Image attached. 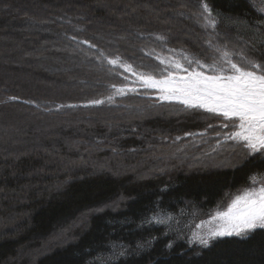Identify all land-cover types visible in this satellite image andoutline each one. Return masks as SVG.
I'll return each mask as SVG.
<instances>
[{
    "label": "rangeland",
    "instance_id": "1",
    "mask_svg": "<svg viewBox=\"0 0 264 264\" xmlns=\"http://www.w3.org/2000/svg\"><path fill=\"white\" fill-rule=\"evenodd\" d=\"M205 2L217 21L215 29L205 26L206 22L201 15V5ZM255 2L264 10V0ZM263 24L255 26L249 23L254 34L240 33L239 23L217 16L208 0H0V67L11 69L0 74L1 150L12 152V155L15 151L17 155L27 149V141L30 142L32 137L43 140L52 138V130L59 128L62 136L68 137V140L63 138L60 145L69 148L75 158L64 159L55 150L53 156L56 162L60 160L66 171L65 176L61 180L57 179L54 187H51L54 191L61 190L63 180L68 183L66 180L77 179L73 173L82 172L78 175L80 179L108 173L115 178L131 174L136 181L153 177H166L170 181L171 176L179 173L235 170L249 158L257 157L264 161L260 153L249 155L242 144L225 138L227 133L236 130L231 126L232 120H225L203 109H187L179 102L160 100L161 94L157 89L143 87L132 71L113 67L104 58L114 59L119 56L122 63L130 64L136 73L152 74L157 79L161 78L160 73L166 67L161 64V60H182L184 53L211 63L213 50L207 41L213 45H227L229 49L246 48L248 55L264 60L260 58V55H264V40L258 39L256 35L258 32L264 34L261 28ZM83 41L96 45V48L89 47ZM101 52L104 53L103 57L100 56ZM182 62L188 67L186 62ZM201 70L210 74L207 69ZM12 74L14 78L10 77ZM113 84L135 88L136 92L115 95L113 102H108L106 97L115 92L111 87ZM95 99L105 100V103H89ZM148 117L177 124L184 122L187 117L194 119L184 132H180L183 130L180 127L182 129H171L167 133L152 131V135H148L138 126L148 121ZM100 123L104 126H100ZM224 124L229 127H222ZM124 126L131 127V135ZM35 127L38 129L35 130ZM117 131L120 132L119 138ZM186 133L196 135L189 136ZM177 137L181 139L177 140ZM130 138H136L141 148L121 149L119 142ZM39 147L36 151L23 154L21 159H40L45 169L57 165L46 159L49 153L41 151L44 147L41 143ZM105 152H110L112 157L105 154L107 156L104 158H97ZM135 157L138 158L137 164L129 166L128 159L133 160ZM141 173H150V177L140 176ZM257 173L255 177L258 187L264 183V169ZM9 179L11 188H0L2 205L20 202V197L27 191L25 205L34 196L41 198L39 184L32 187L25 184L19 186L20 180L17 183L14 178ZM7 180L4 178V181ZM243 191L229 194L220 205L215 203L209 206L208 215L203 216L204 213L199 209L192 218L182 216L186 221L190 218L189 221L167 227V234L172 232L182 241L187 238L190 247L199 251L209 249L220 240L243 239L258 230H264L257 229L246 237H218L207 247L198 242H190L193 241L194 233L204 232L197 225L202 222L205 224L217 212L226 211L232 200L242 195ZM126 202L127 198L120 195L94 211L78 215L67 224H57L49 238L42 243L30 241L24 244L4 264H37L58 249L77 243L90 229L94 216L107 210L115 211ZM0 208L4 210L5 207ZM175 220L171 214L162 212L150 218L151 222L167 224H174ZM2 232L9 234L3 233L2 240L12 239L16 227L12 223L1 222ZM109 254V260L115 259L114 251Z\"/></svg>",
    "mask_w": 264,
    "mask_h": 264
},
{
    "label": "trees",
    "instance_id": "2",
    "mask_svg": "<svg viewBox=\"0 0 264 264\" xmlns=\"http://www.w3.org/2000/svg\"><path fill=\"white\" fill-rule=\"evenodd\" d=\"M208 1L212 4L217 16L237 21L240 25V33L254 34L248 26L249 23L255 26L264 23V10L255 4V0ZM261 28L264 29V24ZM256 35L258 39L264 40L263 33L258 32ZM260 56L264 59V55ZM8 69L0 67V74L11 70ZM10 77L14 78V75ZM193 119L184 118V122L180 124L153 119L140 123L138 126L148 135H152V131L167 133L171 132V129L180 127L183 128L180 132H184ZM100 126L104 125L100 123ZM126 129L131 135V127L127 126ZM52 131L54 137L44 139L45 141L36 136L32 137L30 142L27 141L25 146L27 149H23L17 155L15 151L12 155V152H5L0 147V157H2L0 188H11L9 186L12 185L9 183L11 181L7 180L9 177L14 178L17 183L20 180L19 186L25 184V186L32 187L39 184L41 187L39 190H42L41 198L34 196L28 205L25 203H27L26 194L29 191L20 197V202H11L10 205H2L3 197H0V207H5L4 210L0 208V223H12L16 227V233L13 238L11 237L12 239L2 240L1 236L9 234L0 233V264H4L8 258L15 255L17 249L24 244L30 241L42 243L52 235L57 224H67L84 210L103 206L120 195L125 196L127 202L121 205L122 209L119 212L108 211L94 216L90 229L80 237L77 243L43 257L37 264H264V230L255 232L247 239L220 240L209 249L199 251L190 247L187 238H185L186 241H182L172 232L167 234V227L187 223L199 209L204 213L203 216L208 215L209 206L219 204L231 192L234 193L241 187L247 186L248 178L264 169V161L249 158L235 170L179 173L171 176L170 181L166 177L136 181L131 174L123 178H115L108 173H102L98 177L80 179L78 177L82 173L80 172L79 174L73 173L77 179L66 180L69 181L68 183L63 180L61 190L54 191L51 187H54L57 179L61 180L65 176L66 171L64 170L66 168L59 162L60 160L56 162L53 156L56 154L55 150L64 159L73 160L75 157L69 148H63L62 144L60 145L63 138L68 140V137H63L59 128ZM119 137L120 132L117 134V138ZM40 143L42 147L44 146L41 151L49 153L45 156L46 159H50L49 161L57 165L45 169L40 159L33 157L21 159L23 154L40 148ZM119 143L123 150L141 148L136 138ZM105 156L112 157L110 152H105L97 158L101 159ZM11 157L13 159H10ZM131 159H128L129 166L137 164L138 158ZM123 162L125 163V160ZM14 174L16 177H13ZM29 174L32 176H28ZM149 174L141 173L140 176L150 177ZM4 178L7 181H4ZM186 205H191V207L185 208ZM161 212L171 214L175 217L176 223L150 221L151 216ZM182 216L190 218L186 221V218ZM112 251H114L115 259H110V261L108 257H111L109 253Z\"/></svg>",
    "mask_w": 264,
    "mask_h": 264
},
{
    "label": "snow or ice",
    "instance_id": "3",
    "mask_svg": "<svg viewBox=\"0 0 264 264\" xmlns=\"http://www.w3.org/2000/svg\"><path fill=\"white\" fill-rule=\"evenodd\" d=\"M201 7L205 26L215 29L217 21L213 18L209 5L205 2ZM82 43L96 48V45L88 41ZM206 43L213 50L211 63H205L187 53L182 54V60L188 67H185L179 58L161 60V64H165L166 67L161 71L159 79L152 74L136 73L130 64L122 63L119 56L114 59L104 58L113 67L119 66L125 71H132L143 87L157 89L161 94L160 100H176L187 109H203L222 116L225 120H232L231 126L236 130L227 133L225 138L242 144L249 155L260 153L264 156V60H257L248 55L246 48L235 50L229 49L227 45H213L211 41ZM100 56L103 57L104 53L101 52ZM201 69H207V73L210 74ZM180 72L187 74L179 75ZM111 87L115 92L114 95L106 97L108 102H113L115 95L136 92L135 88L126 85L117 87L113 84ZM89 103L101 105L105 100L95 99ZM222 127L227 128L229 125L224 124ZM176 139L179 140L181 137ZM250 179L252 186L246 188L242 195L236 196L226 211L217 212L212 217L216 223L213 225L208 222L206 231L194 233L193 241L190 242H198L207 247L218 237L233 235L246 237L257 229H264V183L257 187L256 177ZM203 224L204 222L197 227L200 228Z\"/></svg>",
    "mask_w": 264,
    "mask_h": 264
},
{
    "label": "bare ground",
    "instance_id": "4",
    "mask_svg": "<svg viewBox=\"0 0 264 264\" xmlns=\"http://www.w3.org/2000/svg\"><path fill=\"white\" fill-rule=\"evenodd\" d=\"M108 80H110V79H108ZM111 81V80H110ZM65 101V100H64ZM172 101H175V102H178V101H176V100H172ZM150 110V109H149ZM170 110V108H168V111ZM148 119H149V121L150 120H153V119H155V118H152V117H148ZM254 158H257V157H254ZM258 160L257 161H261V159L260 158H257ZM246 160H248V159H246ZM258 175V173L256 174V173H254V174H252L249 178H248V180H247V182H248V184H247V186H244V187H241L240 189H238V191H240V190H245V188H248L249 187V181L251 180L250 178L251 177H255V176H257ZM237 191V190H236ZM230 194H232V192L230 193ZM227 197H228V195H227ZM226 197V198H227ZM122 209V207L121 206H118V208L117 209H115V211L116 212H119V210H121ZM94 211V210H96V208H94V207H91V208H88L87 210H84L82 213H86V212H88V211ZM109 211H111V210H109ZM114 211V210H113ZM106 212H108V210L106 211ZM106 212H104V213H106ZM81 213V214H82ZM80 215V214H79ZM78 215H76L75 217H77ZM208 222H211V224H215L216 223V221H213L212 220V218H210V219H208L206 222H205V224H203V226H202V230L203 231H205L206 229H207V227L209 226V224H208ZM259 231V230H258ZM250 236L249 237H251V236H253V234H249ZM224 237H228V236H224ZM249 237H247V238H249ZM247 238H243V239H247ZM241 240V239H240ZM58 250H60V249H58Z\"/></svg>",
    "mask_w": 264,
    "mask_h": 264
}]
</instances>
